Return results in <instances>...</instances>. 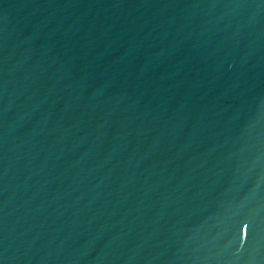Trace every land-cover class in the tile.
Segmentation results:
<instances>
[{
    "label": "water",
    "instance_id": "1",
    "mask_svg": "<svg viewBox=\"0 0 264 264\" xmlns=\"http://www.w3.org/2000/svg\"><path fill=\"white\" fill-rule=\"evenodd\" d=\"M0 264H264V0H0Z\"/></svg>",
    "mask_w": 264,
    "mask_h": 264
}]
</instances>
